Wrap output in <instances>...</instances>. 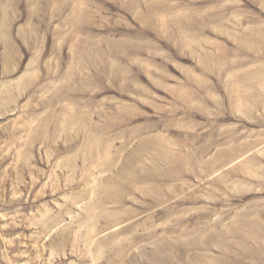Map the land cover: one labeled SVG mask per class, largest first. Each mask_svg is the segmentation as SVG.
Here are the masks:
<instances>
[{
    "label": "rangeland",
    "instance_id": "obj_1",
    "mask_svg": "<svg viewBox=\"0 0 264 264\" xmlns=\"http://www.w3.org/2000/svg\"><path fill=\"white\" fill-rule=\"evenodd\" d=\"M0 264H264V0H0Z\"/></svg>",
    "mask_w": 264,
    "mask_h": 264
}]
</instances>
